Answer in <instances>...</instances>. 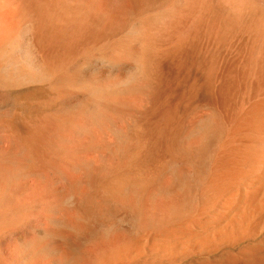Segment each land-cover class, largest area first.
Here are the masks:
<instances>
[{
  "label": "bare ground",
  "instance_id": "bare-ground-1",
  "mask_svg": "<svg viewBox=\"0 0 264 264\" xmlns=\"http://www.w3.org/2000/svg\"><path fill=\"white\" fill-rule=\"evenodd\" d=\"M9 2L0 228L46 217L17 255L264 264V0Z\"/></svg>",
  "mask_w": 264,
  "mask_h": 264
},
{
  "label": "rangeland",
  "instance_id": "rangeland-1",
  "mask_svg": "<svg viewBox=\"0 0 264 264\" xmlns=\"http://www.w3.org/2000/svg\"><path fill=\"white\" fill-rule=\"evenodd\" d=\"M0 2H1L0 11H1V13H5V11H7L8 8L11 7V3L9 2V0H0ZM5 5H6V7H5ZM3 8L5 10H3ZM3 20H4V18H2L0 16V25H2L4 23ZM17 96H18V94L16 92L0 91V106L4 105L5 103L14 104L15 103L14 100L17 98ZM7 143H8L7 138L0 137V147L6 146ZM37 181H39V182H37ZM22 182H23L24 187H23V190H22L21 195L19 197L20 200H25V199L30 198L34 194L43 190L44 186H45L43 182L40 183L41 180H37V179L35 180V178H27V179L22 180ZM38 183H39V185H37ZM35 189H38V190H35ZM36 207L33 208L31 211L26 213V215L23 217L24 219L27 217L25 220L23 218H21L20 220L23 219L21 222H18V221H20V220H18L14 223L6 224V227H5V225H3L0 228V264H33V263L34 264H48L47 260L44 258H41V259L40 258H34V259H30L28 261H25L26 259L24 258L23 255H20V256L17 255V251L19 249V243L28 240L29 237L31 238V237L36 236L39 232V227H40L41 222L44 223L46 221L45 220L46 219L45 214H44L43 210L40 209L41 207L40 206H38L37 208ZM37 209H38V211H37ZM41 213H42V215H41ZM39 217H41V218L39 219ZM88 244H89L88 242L84 243V245H85V247L83 246L84 249H86L87 251H93L92 250L93 245L92 244L88 245ZM86 245H88V246H86ZM85 262L86 261H81L79 264H87V262L86 263ZM192 262L196 263L195 261H192ZM182 263H179V264H182ZM186 263L187 262H185V264ZM133 264H150V263H145V262L139 261V262H134Z\"/></svg>",
  "mask_w": 264,
  "mask_h": 264
}]
</instances>
